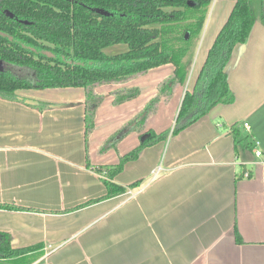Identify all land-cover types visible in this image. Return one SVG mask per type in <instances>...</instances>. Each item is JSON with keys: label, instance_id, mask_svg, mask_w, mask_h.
Segmentation results:
<instances>
[{"label": "crops", "instance_id": "0c3cea01", "mask_svg": "<svg viewBox=\"0 0 264 264\" xmlns=\"http://www.w3.org/2000/svg\"><path fill=\"white\" fill-rule=\"evenodd\" d=\"M212 4L186 83L163 87L175 72L169 64L96 86L103 99L88 136L84 88L0 94V205L25 209L1 208L0 232L17 249L43 245L34 264H264V22L228 66L235 101L172 135L236 0ZM154 99L143 126L107 145ZM235 125L253 149L236 146ZM148 131L171 133L125 164L114 182L132 187L108 198L95 168L117 166Z\"/></svg>", "mask_w": 264, "mask_h": 264}, {"label": "trees", "instance_id": "16d2710c", "mask_svg": "<svg viewBox=\"0 0 264 264\" xmlns=\"http://www.w3.org/2000/svg\"><path fill=\"white\" fill-rule=\"evenodd\" d=\"M213 0H0V94L20 90L84 88L87 94L86 135L94 128L102 97L95 87L123 83L165 65L175 67L163 84L184 85L193 60L194 42L202 33ZM264 22V0H236L192 92L187 91L172 135L207 115L214 107L230 105L235 95L228 83V66L237 46L248 44L255 23ZM126 45L127 51L108 55L106 49ZM136 89L117 95L116 103L135 98ZM154 99L129 127L107 144L113 147L144 125L157 104ZM39 105V104H36ZM133 126V127H132ZM148 131L141 145L121 157L111 168L96 169L107 197L126 193L114 178L146 148L170 136ZM236 146L253 149L254 142L235 125ZM104 148L103 150H105ZM25 210L11 205L0 209ZM237 241L242 243L237 233ZM43 245L14 248L13 238L0 232V264H34L44 254Z\"/></svg>", "mask_w": 264, "mask_h": 264}, {"label": "rangeland", "instance_id": "374dc122", "mask_svg": "<svg viewBox=\"0 0 264 264\" xmlns=\"http://www.w3.org/2000/svg\"><path fill=\"white\" fill-rule=\"evenodd\" d=\"M212 7H213V4H211V6L209 8V11H208V14H207V17H206V22H205V26H204L203 31L200 34V37L198 38V41H195L194 42L193 60H192L191 68H193V66L195 64V58H196L197 54L199 53L200 47L202 48V45L201 44H203L204 39L206 37L205 30H206V27L209 25V21H210L209 19H210V16H211ZM127 48L128 47L126 45H124V44L123 45L122 44L121 45H116V46H113L111 48L106 49V53L108 55L120 54V53L126 52L127 51ZM6 68H7V65L4 64V63H2V62H0V69L1 70H4Z\"/></svg>", "mask_w": 264, "mask_h": 264}, {"label": "built area", "instance_id": "2783aa9c", "mask_svg": "<svg viewBox=\"0 0 264 264\" xmlns=\"http://www.w3.org/2000/svg\"><path fill=\"white\" fill-rule=\"evenodd\" d=\"M245 128H246L247 130H249L247 124H245ZM256 145H257V147H259V143L256 142ZM256 155H257L258 157H260V156L262 155V151L258 149V150L256 151ZM157 172H158V171H157ZM154 174H156V172H155ZM246 176H248V174H246Z\"/></svg>", "mask_w": 264, "mask_h": 264}]
</instances>
